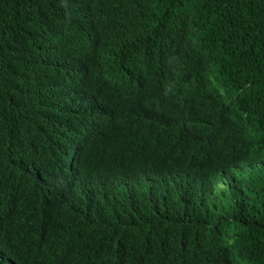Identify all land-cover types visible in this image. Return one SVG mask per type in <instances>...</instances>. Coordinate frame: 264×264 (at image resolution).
I'll return each instance as SVG.
<instances>
[{"label": "trees", "instance_id": "1", "mask_svg": "<svg viewBox=\"0 0 264 264\" xmlns=\"http://www.w3.org/2000/svg\"><path fill=\"white\" fill-rule=\"evenodd\" d=\"M235 255L264 264V0H0V264Z\"/></svg>", "mask_w": 264, "mask_h": 264}, {"label": "clouds", "instance_id": "2", "mask_svg": "<svg viewBox=\"0 0 264 264\" xmlns=\"http://www.w3.org/2000/svg\"><path fill=\"white\" fill-rule=\"evenodd\" d=\"M60 30V29H59ZM83 87V82H77V83H73L71 84V89L72 91H80ZM234 260V264H243L242 260H241V256L240 255H235L233 257Z\"/></svg>", "mask_w": 264, "mask_h": 264}, {"label": "bare ground", "instance_id": "3", "mask_svg": "<svg viewBox=\"0 0 264 264\" xmlns=\"http://www.w3.org/2000/svg\"><path fill=\"white\" fill-rule=\"evenodd\" d=\"M77 157V156H76ZM80 158V157H79ZM83 159V158H82ZM79 162V161H78ZM75 164V163H74ZM81 166V165H80Z\"/></svg>", "mask_w": 264, "mask_h": 264}]
</instances>
